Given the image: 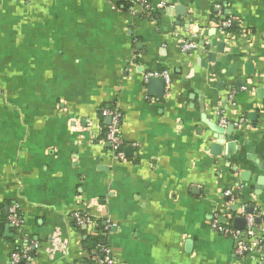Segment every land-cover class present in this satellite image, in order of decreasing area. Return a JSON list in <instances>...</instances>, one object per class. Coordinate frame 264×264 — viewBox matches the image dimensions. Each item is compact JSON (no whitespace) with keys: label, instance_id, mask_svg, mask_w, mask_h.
Returning <instances> with one entry per match:
<instances>
[{"label":"crops","instance_id":"0c3cea01","mask_svg":"<svg viewBox=\"0 0 264 264\" xmlns=\"http://www.w3.org/2000/svg\"><path fill=\"white\" fill-rule=\"evenodd\" d=\"M174 1L0 0V264H85L99 225L115 264H264L211 227L245 207L264 240V0Z\"/></svg>","mask_w":264,"mask_h":264},{"label":"built area","instance_id":"2783aa9c","mask_svg":"<svg viewBox=\"0 0 264 264\" xmlns=\"http://www.w3.org/2000/svg\"><path fill=\"white\" fill-rule=\"evenodd\" d=\"M30 1V0H27ZM145 8H149V0H137ZM176 7L174 0H158L157 8L163 12H173ZM230 20L222 21L219 24V28H228ZM182 52H191L197 48V43L194 40L184 39L179 44ZM154 74H148L152 76ZM156 75V74H155ZM164 78L166 84L169 83V79L165 73L160 74ZM103 118L109 119V123L105 125L104 133L102 135V143L107 144L115 159L123 160L124 153V142L119 135V127L123 120L122 114L115 108H106L102 111ZM220 123H224V120H220ZM225 196L233 200L231 192H226ZM248 210V209H247ZM245 207L241 209L242 217L245 220V226L243 230H237L229 227L226 224H222L219 215H214L211 221V227L214 231L229 236L235 242V255L237 257L249 256L253 257L254 252L261 251L264 248V240L258 235L257 228L255 225L256 214L252 211H247ZM8 222L12 224L15 229H19L21 226V220L16 216L15 207L10 209L7 217ZM74 221L77 226L87 225L90 222V217L86 213H75ZM109 225L103 227L107 231ZM37 244L34 242L24 244L19 250H16L10 254V264H21L22 262H32L35 255ZM94 264H115L112 258L110 249L104 244H98L96 246V252L89 258Z\"/></svg>","mask_w":264,"mask_h":264},{"label":"trees","instance_id":"16d2710c","mask_svg":"<svg viewBox=\"0 0 264 264\" xmlns=\"http://www.w3.org/2000/svg\"><path fill=\"white\" fill-rule=\"evenodd\" d=\"M104 231L105 230L103 229V226L99 225L98 226V232L96 233V235L90 236L86 240H84V247H86V249H84V251H85L84 253L86 255H88L86 260H85V264H94L93 261H91L89 258L96 252V246L98 244H104L105 243V239L103 236Z\"/></svg>","mask_w":264,"mask_h":264},{"label":"water","instance_id":"95a60500","mask_svg":"<svg viewBox=\"0 0 264 264\" xmlns=\"http://www.w3.org/2000/svg\"><path fill=\"white\" fill-rule=\"evenodd\" d=\"M156 83H158L160 85L159 92L156 94V96H162L163 90H164V80L162 78H155V77L149 78L148 87L151 89V87H153ZM105 123L108 124L109 120L107 119L105 121ZM221 222H224V219H222ZM233 222H234L235 229H237V230H243L244 229V226H245L244 218L237 217L234 219Z\"/></svg>","mask_w":264,"mask_h":264}]
</instances>
